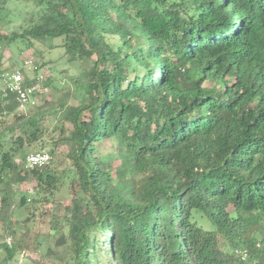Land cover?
I'll list each match as a JSON object with an SVG mask.
<instances>
[{"label": "trees", "instance_id": "obj_1", "mask_svg": "<svg viewBox=\"0 0 264 264\" xmlns=\"http://www.w3.org/2000/svg\"><path fill=\"white\" fill-rule=\"evenodd\" d=\"M31 4L29 22L17 35L0 30V43L62 38L66 55L90 68L82 102H62L57 116L71 161L64 176L50 165L54 148L41 167L17 160L54 137L41 123L49 104L18 113L1 91L5 232L28 202L14 185L32 177L41 191L76 190L64 216L73 264H264V0ZM105 140L116 141L108 161ZM2 247L13 260L16 247Z\"/></svg>", "mask_w": 264, "mask_h": 264}, {"label": "rangeland", "instance_id": "obj_2", "mask_svg": "<svg viewBox=\"0 0 264 264\" xmlns=\"http://www.w3.org/2000/svg\"><path fill=\"white\" fill-rule=\"evenodd\" d=\"M31 6V0H7L0 9V30L8 36L20 33L21 27L32 17ZM0 57V93L6 87L5 76L8 73L24 70L32 77L34 72L28 71L29 65H37L44 70L46 78L36 106H43L46 102L49 104L44 109L41 123L45 133H51L54 137L45 136L38 143L27 145L26 150L29 154L37 150L52 151L54 148L50 165L59 175L64 176L71 161L68 157V144L62 139L63 132L55 126L58 123L57 116H61L62 102L78 105L84 99L90 62L71 60L65 53L62 38H48L45 42L35 40L31 45L21 38L10 44L0 43ZM35 107L17 112L27 114ZM62 123L66 127L67 135V129L72 126L59 119V124ZM115 145L116 141L105 140L99 147L100 156L106 161L110 160L109 156L115 153ZM25 157L18 155L17 160L23 169H30L26 167ZM112 164L118 166L120 160L114 159ZM1 188L2 185L0 193ZM14 189L19 194L24 193L28 202L23 209L16 211L15 232L12 234L5 232L0 220V264H73L67 237L69 226L64 216L67 214L65 207L71 205L72 198L76 196L75 188L66 183L61 189L45 192L37 188V182L30 177L26 182L16 183ZM44 198L48 200L44 201ZM28 216L31 218L26 221ZM22 238L28 242V247H21L19 240ZM3 243L16 247L13 260H5L6 250L2 247Z\"/></svg>", "mask_w": 264, "mask_h": 264}, {"label": "built area", "instance_id": "obj_3", "mask_svg": "<svg viewBox=\"0 0 264 264\" xmlns=\"http://www.w3.org/2000/svg\"><path fill=\"white\" fill-rule=\"evenodd\" d=\"M34 76L24 70H16L5 76L6 91L13 93L18 102V111H26L38 105L41 86L45 80L44 70L37 65H29ZM51 154L47 150L33 151L27 155L26 167H41L50 163ZM246 256V252H242Z\"/></svg>", "mask_w": 264, "mask_h": 264}]
</instances>
